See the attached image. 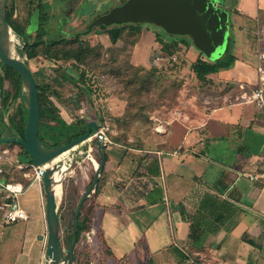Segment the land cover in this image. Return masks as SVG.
Instances as JSON below:
<instances>
[{"label": "crops", "instance_id": "crops-1", "mask_svg": "<svg viewBox=\"0 0 264 264\" xmlns=\"http://www.w3.org/2000/svg\"><path fill=\"white\" fill-rule=\"evenodd\" d=\"M50 1L42 5L49 7ZM216 1L223 8L231 6L229 0ZM62 4L58 12L66 9ZM238 4H253L251 12H240V23L233 30L238 43H243L241 31L252 29L255 53L259 30L264 40V0H239ZM33 12L38 16L36 9ZM27 19L24 31L29 29L30 14ZM147 33L141 30L131 64L148 62L138 51ZM34 35L35 31L29 33L30 41ZM152 37L151 48L156 49ZM234 50V68L207 75L197 96L177 95L172 108H159L149 116L151 127L135 123L119 140L115 136L122 131L108 125L111 141L103 146L105 161L97 193L86 201L91 230L104 242V249L100 248L91 264H264V112L235 100L236 84H254L256 72L248 60L240 59V47ZM198 56L188 47L181 70L188 68L190 80L182 79L180 89L189 82L200 83L190 70ZM9 75L0 63V138H23L25 114L21 101L11 105ZM76 113L87 123L95 120L100 126L99 113L88 120ZM0 145L14 150L12 161L22 164L21 173L28 176L16 179L13 166H6L2 175L5 182L22 183L18 203L28 218L10 225L0 223V229L4 228L0 230V264H41L40 236L46 229L41 181L19 144ZM85 147L83 143L77 150ZM86 162L83 170L82 163L73 164L65 177H72L77 169L83 190L95 168L93 162ZM30 169L35 175H30Z\"/></svg>", "mask_w": 264, "mask_h": 264}, {"label": "rangeland", "instance_id": "rangeland-1", "mask_svg": "<svg viewBox=\"0 0 264 264\" xmlns=\"http://www.w3.org/2000/svg\"><path fill=\"white\" fill-rule=\"evenodd\" d=\"M36 1L39 3H37L38 6L41 4L42 13H44L45 16V20L42 22L44 30L42 39L49 43L56 42L55 44L49 46L50 53H56L60 48H62V45L59 44L58 41L60 39L73 40L75 36L73 34H75L77 30H83L87 23L94 17L92 16V11L96 10L104 12L111 7L121 4L122 0H51L49 7L48 5H42V3H45L47 0H9L8 8L13 7L12 19L17 24L21 25V21H24V18L28 17L29 11L32 6L36 4ZM79 1H81V3H79ZM62 3H65L66 5L68 4L66 7L68 12L60 15L57 9L62 7ZM229 3L231 6L228 8L219 6L226 14L228 40L225 53L233 54L235 52L234 48L239 50L240 47V59L242 58L248 60L251 66L255 67V53L253 50L255 46V36L252 29L247 33H245V31L242 33L241 31V39L245 37L243 43H238L235 31L233 30L234 24L240 23L239 17L243 14L241 11L246 13L251 12V10L254 9L253 4L249 6H241L238 4L239 0H229ZM76 6L79 7L73 10V7ZM232 8H236L237 10H234L233 12L231 11ZM72 11H74V15H77V17L84 15L88 20H83V24H80V26L77 23L78 21L75 22V27L68 24L72 21V19H74L71 14ZM38 22H40V19L37 16V13L31 12L30 23L28 25L29 29L27 28L22 34L25 39H30L29 33L31 31L36 32L38 29ZM139 25L141 26V30L145 31V33L146 31L150 33H147L141 39L138 48V51H142V55H146L148 58V62L143 64L134 65L130 62L124 63L126 60L125 51H122V54H124L122 57L119 56L116 60L112 59L110 54H106V52L110 50V41L108 36L103 33L98 34L93 32L84 36V38L90 45L100 43L102 46L103 51L101 52V58L96 69L90 68L91 66H79V69H76V67L72 64V60H64L57 57L49 58L46 54L39 55L36 58L28 60L32 73L35 74L36 79L38 81L45 80L50 84L49 93L52 95L51 101H53L58 108L60 107L61 113L67 120H69V122L70 116H68L63 110L60 104L61 102L56 100V96L53 93L55 91L58 92L64 100L68 99L71 101L69 104L71 105L72 114L75 116H78L76 113L78 112L88 120L94 117V113H99L102 117L100 125H109L111 129L117 128L125 130L126 128L127 131H129L135 123H138V126L145 125L151 127V119H149V116L156 114V112L160 110L159 108H172L177 95L188 97L189 95L195 94V96H197V93L199 92L198 88L205 85L202 81H200V83L194 82L193 84L189 82L186 88L180 89L182 79L189 78L190 80V76H187L189 75L188 68L186 69L185 67L183 68L184 70H181L183 64H186L185 61H183V63H178L179 65L177 68L173 70H160L158 72H154L151 77L153 83L149 84L148 78L150 74V63L155 51L154 48H151V38H153V35L155 36L158 34L165 40H185L190 44L189 47L193 52L199 53V51L192 45L189 37L187 36H169L160 27L151 23H141ZM132 38L133 36L129 35L126 31L122 32L115 46L117 48L122 47L125 43H129ZM232 38L235 39V44L233 43ZM13 41L15 43V47L21 45V41L18 37L13 36ZM193 55H195V53H193ZM223 55L221 57H223ZM155 56L160 55L156 53L153 57ZM203 58L205 57L203 56ZM233 63L229 66H227L228 64H225L219 71L229 69L230 67L234 68L235 65ZM119 64L123 65V68H120L118 66ZM81 69L85 70L84 75L82 76H80ZM62 75H65L68 78H62ZM234 77L236 76L234 75ZM78 78H80L81 81L83 80L85 86L92 90L91 101L88 100V103L84 104L82 112L79 108H76V106L71 104V99H73L78 92L79 85L76 82L78 81ZM8 79L7 91L9 90L10 94L14 97L11 99V105L15 107L18 102L21 101L22 103L20 91H22L23 88L21 90L15 75L10 74ZM208 94H210V92ZM114 112H123V115L119 116L121 118V122H118V124L113 121L115 116L113 117L111 114ZM95 156L97 157L96 152ZM86 160L87 159H85L84 155L81 157L77 156L74 158L73 164L79 165L82 163L84 166H87ZM21 161L25 160L21 159ZM28 171L31 176L35 175L33 169ZM13 174L16 179L28 177L26 175L23 176L21 172H14ZM78 174L79 171L76 169L72 177H67L66 179L64 178L61 186L63 191L61 190L62 192L56 196L57 214L59 216V238L64 252H66L69 242L73 212L78 198H80L84 191ZM87 204L88 203L85 201L81 207V210L85 213L88 212L90 208ZM0 230L3 231L4 228H1ZM90 231V228H88L81 233L75 247L78 260H75L73 264H77L78 261L80 263L85 262L87 264H91L94 258L98 257V240L95 232L92 235ZM42 235L43 237L40 244V251L44 258L42 259L41 264H46L47 229L43 230ZM89 236L91 237L90 240Z\"/></svg>", "mask_w": 264, "mask_h": 264}, {"label": "water", "instance_id": "water-1", "mask_svg": "<svg viewBox=\"0 0 264 264\" xmlns=\"http://www.w3.org/2000/svg\"><path fill=\"white\" fill-rule=\"evenodd\" d=\"M7 1L0 0V63L3 67L10 68L20 79L24 90L27 118L23 138H0V142L10 141L19 144L29 155L41 181L45 196L44 214L47 229L46 264H73L78 216L82 205L94 192L103 168L105 161L103 144L99 138L94 141L97 152L94 176L76 203L69 242L64 253L59 238L55 186L58 183L62 186L63 179L71 170L70 164L62 168L66 160L64 157L66 152L77 150L92 136V131L98 130V125L95 120L89 121L82 134L60 146H51L40 139L38 89L26 55L18 53L15 47L11 28L6 20ZM141 23L154 24L169 36L189 37L192 45L209 60L215 61L225 53L228 40L226 14L220 9L216 0H125L96 16L89 23L84 34L96 27L107 28L113 25ZM89 100L91 101V97ZM42 237L41 235L40 238Z\"/></svg>", "mask_w": 264, "mask_h": 264}, {"label": "trees", "instance_id": "trees-1", "mask_svg": "<svg viewBox=\"0 0 264 264\" xmlns=\"http://www.w3.org/2000/svg\"><path fill=\"white\" fill-rule=\"evenodd\" d=\"M8 2L6 5V20L8 25L11 28V32L15 37H18L21 41V45L17 46L16 49L18 53L25 54L28 60L38 57L39 55H45L49 58L57 57L64 60H72V64L79 69V66L82 67H89L96 69L98 67V63L100 61L101 52L103 51L102 46L100 43H96L94 45H90L84 37L74 36L73 40H64L60 39L58 41L59 44L62 45V48L58 50V52L50 53L49 46L55 44L56 42L49 43L43 40L44 30L42 26V22L45 20L44 13L41 10V4L38 6V2L32 6L29 11V14L33 12L35 9L38 12V17L40 22L38 23V29L35 32L32 40L25 39L22 36L24 32V27L26 21H28L27 17L24 18V21H21V25L17 24L13 19V7L8 8ZM38 3V4H37ZM29 16V15H28ZM127 32L129 35L133 36L132 40L129 43H125L122 47H116V43L120 38L122 32ZM94 33H105L110 41V50L106 52V54H110L112 59L116 60L119 56H123L122 51L126 52V60L125 62H130L131 53L133 50L134 45L138 42L140 33H141V26L134 25V24H125L121 26H110L107 28H97ZM155 41L157 43V48L154 51L153 56L158 53L160 56H155L151 58V66H150V74H149V84H152L153 81L151 77L153 76L154 72L162 71V70H173L177 68L179 65L178 63L186 62V51L189 47V43L185 40L173 39V40H165L161 38L158 34L155 35ZM203 53L199 52V56L191 62L190 70L194 73L195 77L199 81H204L206 76L212 73H216L222 68L225 64L229 66L234 61V56L232 54H224L223 57L218 58L215 61L209 60L208 58H203ZM156 58H158L156 60ZM98 59V60H97ZM98 61V62H97ZM97 62V63H96ZM120 68H123V65H118ZM5 67V66H4ZM83 69H81L80 76L84 75ZM6 74H14L19 86L21 87V82L19 77L8 67H5ZM34 79L36 81L37 89H38V96L40 102V121H39V137L44 142L51 146H60L67 144L80 134H82L87 126V122L84 118L79 116H75L72 114L71 105L69 104L71 101L64 100L61 98L58 92H53L56 96V100L61 102V106L65 113L70 116V122H66L61 115H63L60 111V107L58 108L53 101H51L52 95L49 93L50 91V84L45 81L41 80L38 81L33 73ZM62 78L67 79L68 77L65 75L61 76ZM80 84H78V92L76 96L71 99L72 103L76 108L84 107L85 103H88L89 97H91L92 90L85 86L83 80L81 81L78 78ZM20 96L22 100V108L24 110L25 119L27 118V109L24 103V90L20 91ZM113 121L118 124L121 122V118L116 116ZM121 130L116 137V139H123L126 137V131ZM94 132L92 131V134ZM24 153V149H22ZM96 152V151H95ZM97 153V152H96ZM27 154V153H26ZM97 193V187L94 190V194ZM79 199V198H78ZM83 206V205H82ZM90 210V209H89ZM88 212H83L80 210L77 222V239L76 243L79 240L81 233L84 230L90 228L92 229V221H91V214ZM58 216V214H57ZM59 222V216H58ZM96 234V238L98 240L97 248L100 251V248L104 249V242L102 241L99 234ZM61 242V241H60ZM64 252V251H63ZM65 253V252H64ZM105 253H108V250H105ZM77 261V254L75 251V258L74 261ZM77 264H87V263H80L79 261Z\"/></svg>", "mask_w": 264, "mask_h": 264}, {"label": "built area", "instance_id": "built-area-1", "mask_svg": "<svg viewBox=\"0 0 264 264\" xmlns=\"http://www.w3.org/2000/svg\"><path fill=\"white\" fill-rule=\"evenodd\" d=\"M260 31L257 34V49L255 52V72L256 81L254 84L248 82H238L236 88L238 94L235 100L240 103H250L261 112H264V40L261 38ZM14 36V35H13ZM15 37V36H14ZM158 58H156L157 60ZM108 125H100L98 130L85 142L86 147L84 150H76L70 157L66 158L63 162L62 168L70 164V160L74 154L84 155L87 159L96 165L94 141L99 138L103 146L111 140L108 136ZM14 150L8 146L0 145V223L2 225H10L20 220L28 218L26 211L19 205L18 196L22 194L24 187L21 182H5L2 180V175L5 172L6 166H13L17 172H21L24 166L18 162H13L12 157ZM23 175H25L23 173ZM39 180V176L36 173ZM254 177L250 176V179ZM93 235V230L90 231ZM91 237L89 236V240Z\"/></svg>", "mask_w": 264, "mask_h": 264}, {"label": "flooded vegetation", "instance_id": "flooded-vegetation-1", "mask_svg": "<svg viewBox=\"0 0 264 264\" xmlns=\"http://www.w3.org/2000/svg\"><path fill=\"white\" fill-rule=\"evenodd\" d=\"M125 0H122L121 1V3H123ZM79 3H81V1H79ZM68 5V4H67ZM77 7H79V6H76V7H73V10L74 9H76ZM68 12V10H66V9H64V10H62V12H59L60 13V15H63V14H65V13H67ZM105 12V11H104ZM101 13H103V12H100V11H96V10H94V11H92V16H94L93 18H92V20L96 17V16H98L99 14H101ZM72 15H73V18L74 19H72V21L70 22V23H68V24H71L72 26H74V24H75V22L76 21H78L77 23L79 24V26H80V24H83V20H88V19H86V16H84V15H81L80 17H77V15H74V11H72V13H71ZM59 19V18H58ZM91 20V21H92ZM90 21V22H91ZM58 22H59V20H58ZM81 22V23H80ZM85 22V21H84ZM90 22H88L87 23V25H86V27L83 29V30H77V32L75 33V34H73V35H75V36H79V37H84V36H86V35H88V34H90L91 32H93L94 33V31L95 30H97V27L96 28H94L91 32H89V33H87V34H84V32L87 30V28H88V25H89V23ZM60 23V22H59ZM86 23V22H85ZM67 24V25H68ZM62 25V24H61ZM66 25V26H67ZM78 26V27H79ZM75 27V26H74ZM64 28V27H63ZM77 82V84H80L79 83V81H76Z\"/></svg>", "mask_w": 264, "mask_h": 264}, {"label": "bare ground", "instance_id": "bare-ground-1", "mask_svg": "<svg viewBox=\"0 0 264 264\" xmlns=\"http://www.w3.org/2000/svg\"><path fill=\"white\" fill-rule=\"evenodd\" d=\"M77 156H83V155H80V154H77V153H75L74 154V157L70 160V165L72 166L73 165V160H74V158H76ZM85 159H87L86 157H85ZM87 160H89V159H87ZM81 169L83 170L84 169V167H83V164H81ZM56 179H58V177L56 176ZM62 189H61V186H60V184L58 183L56 186H55V191H56V196H58L62 191H61ZM61 200V199H60Z\"/></svg>", "mask_w": 264, "mask_h": 264}]
</instances>
